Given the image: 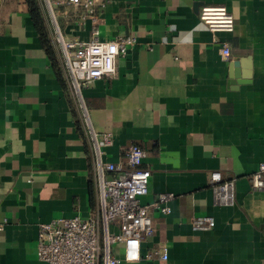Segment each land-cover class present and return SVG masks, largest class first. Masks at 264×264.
Wrapping results in <instances>:
<instances>
[{
	"label": "crops",
	"instance_id": "1",
	"mask_svg": "<svg viewBox=\"0 0 264 264\" xmlns=\"http://www.w3.org/2000/svg\"><path fill=\"white\" fill-rule=\"evenodd\" d=\"M37 2L57 66L27 1L0 0V264H47L37 256L41 222L95 218L93 136L106 132L103 161L124 163L130 144L146 150L142 203L173 194L168 213H150L155 233L135 264H264V190L249 182L264 162V0H109L96 21L60 0ZM205 4L224 6L233 30L211 33L199 19ZM95 25L102 39L136 43L114 76L76 91L59 38L88 40ZM214 171L233 181L232 204H217ZM200 215L214 227L193 230ZM163 247L166 260L145 258Z\"/></svg>",
	"mask_w": 264,
	"mask_h": 264
},
{
	"label": "built area",
	"instance_id": "2",
	"mask_svg": "<svg viewBox=\"0 0 264 264\" xmlns=\"http://www.w3.org/2000/svg\"><path fill=\"white\" fill-rule=\"evenodd\" d=\"M69 7L81 8L82 17L97 19L99 6L109 0H60ZM199 19L211 33L231 32L234 28L232 14L222 5H203ZM61 51L76 91L97 79L114 76L116 61L125 56L130 46L136 43L134 35H117L102 39L98 27L91 29L88 40H65L59 38ZM223 56L229 55V47L223 43L220 48ZM100 191L99 208L93 219L58 218L38 225L37 256L47 264H135L142 258L141 241L153 236L155 226L150 213L170 211L167 202L172 193L158 194L150 203H142L141 197L148 192L150 170L142 166L147 152L137 144L124 147V163L102 160V148L112 143V134L103 133L100 138L93 136ZM111 172V175H106ZM253 191L264 190V162L249 176ZM209 184L217 204L233 203V181L223 180L220 172H211ZM215 220L209 215L195 216L191 221L193 230H209ZM116 228V231L113 228ZM115 244H121V256L112 252ZM154 255L167 259L166 248L147 253L145 258Z\"/></svg>",
	"mask_w": 264,
	"mask_h": 264
},
{
	"label": "trees",
	"instance_id": "3",
	"mask_svg": "<svg viewBox=\"0 0 264 264\" xmlns=\"http://www.w3.org/2000/svg\"><path fill=\"white\" fill-rule=\"evenodd\" d=\"M26 1L28 3L30 14H31V17L34 21L36 29H37V31L40 35V38L44 44V48L47 51L48 55L50 56L54 65L57 66L56 62L54 60L55 55H54V51L52 49V45H51L50 40H49V35H48V31H47V28H46L45 23H44V18L42 16V13H41L39 7H38V2H37V0H26ZM56 70H57V73L59 75L60 71H59V69H57V67H56Z\"/></svg>",
	"mask_w": 264,
	"mask_h": 264
}]
</instances>
